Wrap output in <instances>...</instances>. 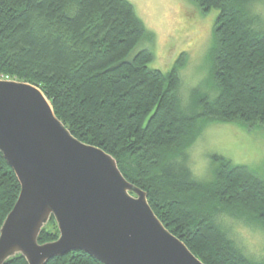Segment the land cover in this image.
I'll return each mask as SVG.
<instances>
[{
    "label": "trees",
    "instance_id": "obj_1",
    "mask_svg": "<svg viewBox=\"0 0 264 264\" xmlns=\"http://www.w3.org/2000/svg\"><path fill=\"white\" fill-rule=\"evenodd\" d=\"M190 1L218 11L210 53L214 95L194 90L184 104L177 91L181 61L164 73L150 66L149 49L131 55L153 35L127 0H0V75L39 86L74 137L112 155L123 176L148 192L152 210L156 190L176 218L187 217L188 229L169 226L154 211L204 264H264L220 222L230 201L247 207L236 216L264 221V177L220 154L210 157L216 167L208 182L187 165V149L209 118L264 125V25L253 0ZM18 193L0 154V226ZM57 233L51 218L38 241ZM4 264L27 263L17 255ZM46 264L103 263L75 250Z\"/></svg>",
    "mask_w": 264,
    "mask_h": 264
},
{
    "label": "water",
    "instance_id": "obj_2",
    "mask_svg": "<svg viewBox=\"0 0 264 264\" xmlns=\"http://www.w3.org/2000/svg\"><path fill=\"white\" fill-rule=\"evenodd\" d=\"M0 154L19 193L0 226V264L83 251L103 264H204L170 232L116 159L74 137L31 82L0 79ZM58 237L40 243L50 219Z\"/></svg>",
    "mask_w": 264,
    "mask_h": 264
},
{
    "label": "rangeland",
    "instance_id": "obj_3",
    "mask_svg": "<svg viewBox=\"0 0 264 264\" xmlns=\"http://www.w3.org/2000/svg\"><path fill=\"white\" fill-rule=\"evenodd\" d=\"M127 1L147 31L153 35L151 41L141 39L131 55L139 49H149L153 54L150 66L164 73H168L174 63L181 61L177 91L184 104L190 101L194 90L214 95L216 87L210 83L213 69L210 53L218 11L214 8L200 9L190 0ZM252 10L259 15L264 25V0H253ZM2 78L11 79L0 75ZM212 154L223 155L234 164L246 165L264 177V125L209 118L187 149V165L199 181L208 182L212 179L216 167L210 158ZM152 192L150 195L156 202L153 211L163 215L169 226H185L188 229L189 225L185 224L187 217L176 218L172 209L166 207L168 203L157 196V191ZM146 197L148 201V192ZM235 203L230 201L222 208L227 211L221 213L220 222L250 258L264 262V221H250L236 216V212L248 210Z\"/></svg>",
    "mask_w": 264,
    "mask_h": 264
}]
</instances>
